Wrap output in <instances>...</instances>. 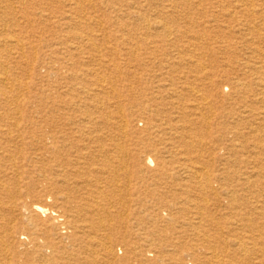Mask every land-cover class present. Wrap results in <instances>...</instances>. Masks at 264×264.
Masks as SVG:
<instances>
[{
	"label": "bare ground",
	"instance_id": "obj_1",
	"mask_svg": "<svg viewBox=\"0 0 264 264\" xmlns=\"http://www.w3.org/2000/svg\"><path fill=\"white\" fill-rule=\"evenodd\" d=\"M0 264H264V0H0Z\"/></svg>",
	"mask_w": 264,
	"mask_h": 264
}]
</instances>
